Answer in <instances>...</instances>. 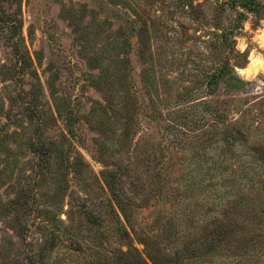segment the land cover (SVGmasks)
I'll return each instance as SVG.
<instances>
[{"label": "rangeland", "instance_id": "374dc122", "mask_svg": "<svg viewBox=\"0 0 264 264\" xmlns=\"http://www.w3.org/2000/svg\"><path fill=\"white\" fill-rule=\"evenodd\" d=\"M227 1L0 0V264H113L107 171L150 264H264V15L232 50Z\"/></svg>", "mask_w": 264, "mask_h": 264}, {"label": "trees", "instance_id": "16d2710c", "mask_svg": "<svg viewBox=\"0 0 264 264\" xmlns=\"http://www.w3.org/2000/svg\"><path fill=\"white\" fill-rule=\"evenodd\" d=\"M222 8L229 9L233 12H236L237 18L235 20V24L229 28L228 30H224L223 35H222V40L224 44H227L232 50L235 48V41L229 38L230 35L233 36L235 31L239 32L243 29V24L248 20L249 15H253L257 18L261 17L264 15V0H229L227 2H223L219 5ZM230 67L227 66L225 69V72L222 74V76H228L230 74ZM43 148L38 145H34V152L36 154H44ZM77 166L79 168H85V164L79 160L76 162ZM104 178H105V183L109 188L112 190V196L113 199L118 207V209L123 213L124 216V221L125 223L121 222L120 218L118 217V231L120 232L122 238L127 239L130 243L128 244V250L126 252L121 251V249L116 250V258L113 260V264H150L142 255V253L137 250L132 242V237L131 233L136 235V230L134 228V224L131 219V214L128 212V204L124 201L122 194L120 192H117V186H116V181L114 179V174L110 172H104ZM28 198L30 196L23 194L21 197H19L17 200H14L13 203H11L12 207H25L26 208V202L28 201ZM21 205V207H20ZM10 206V207H11ZM9 208V207H8ZM47 214V210L45 211ZM85 214L88 215L90 223L92 225H97L101 226V220L97 216H94L92 212H89L88 210L85 211ZM48 216L53 220V222H58L60 224H63V221L61 219H58L57 214L55 212V209L49 210L48 211ZM223 222L219 221L218 226L221 227L223 226ZM142 244L145 246V251L147 250V256L150 259L152 264H174L171 263L170 260L171 258L169 257L170 254H166L164 250L160 248L158 244V239H151L150 237L142 238L139 239ZM149 246L151 248V251H149ZM157 246V248H155ZM178 253V251L176 252ZM170 258V259H169ZM173 260V259H172ZM106 258L105 260H102L98 264H106ZM17 262L13 261H7L4 260L2 264H15ZM28 264H36L34 260H30ZM112 264V262H110Z\"/></svg>", "mask_w": 264, "mask_h": 264}]
</instances>
